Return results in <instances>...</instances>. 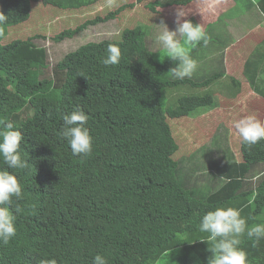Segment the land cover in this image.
Returning <instances> with one entry per match:
<instances>
[{
	"label": "trees",
	"instance_id": "16d2710c",
	"mask_svg": "<svg viewBox=\"0 0 264 264\" xmlns=\"http://www.w3.org/2000/svg\"><path fill=\"white\" fill-rule=\"evenodd\" d=\"M47 1L0 0V12L7 16L0 24V131L7 123L21 131L20 152L28 161L25 169H7L18 178L23 199L9 205L10 211H22L16 216V235L0 244V264H39L51 258L57 264H92L97 253L109 264L161 259L165 264H207L212 243L199 223L217 195L199 190L185 159L173 158L178 145L168 120L209 107L213 98L181 96L166 109L163 98L166 89L206 86L216 76L201 83L171 80L178 61L155 63L139 27L122 30L114 40L81 45L47 76V52L34 44L40 37L1 43L7 28L27 20L32 4ZM82 2L52 4L76 9L95 0ZM133 6L85 20L50 40L72 39ZM110 44L119 47L121 59L105 66ZM77 107L89 116L86 127L93 138L92 153L85 158L73 156L60 135L63 115ZM240 154L242 162L234 166L240 169L237 175H244L264 164V141L241 143ZM6 168L0 157V169ZM229 179L227 185L236 181ZM254 198L258 209L264 207V193ZM260 241L253 254L248 252L249 264L256 258L264 264Z\"/></svg>",
	"mask_w": 264,
	"mask_h": 264
},
{
	"label": "rangeland",
	"instance_id": "374dc122",
	"mask_svg": "<svg viewBox=\"0 0 264 264\" xmlns=\"http://www.w3.org/2000/svg\"><path fill=\"white\" fill-rule=\"evenodd\" d=\"M49 1L50 0L46 3L38 2L32 4L27 20L17 26L7 28L5 35L1 39V43L5 44L14 40H27L35 36L40 37L34 41V44L37 47L44 48L47 52L48 69L45 71L47 76H51L52 67H54L64 57V55L76 50L81 45L100 42L103 40H114L117 39L122 30L135 27L141 28L144 32L143 43L146 50L150 52L152 60L155 63L162 64L169 60V58L165 57L163 61H161L160 54L163 55V49L156 37L161 31V28L159 27L161 20L167 24L169 30H174L176 24L170 18L145 11V8L142 7V2H138L137 0H109L105 3L101 2L102 0H95V2L89 6L83 3L88 0H78L81 2L83 1V6L76 9H66L65 7L62 8L61 6L52 4L57 1L64 3V0ZM256 3L257 2H254L253 5L255 7L248 12V14L252 17L254 16V12L255 15L258 16ZM131 4H134V6L121 12L114 20L89 27L85 31L74 36L72 39H66L60 43H53L50 40V38L63 30L73 28L85 20L93 19L96 16H104L121 6H129ZM231 5L232 4H228L229 10L223 13L221 18L218 20V26L223 28L232 27L241 21L239 16H244V2L240 1L236 3L235 6ZM259 34L263 35L264 38V32H262V30L255 32V35ZM247 35L248 34H245L243 36ZM226 40L228 42H233V37L224 38V42H226ZM217 44L221 45L220 48L212 45L214 48L209 47V49L213 52L220 51L222 44ZM232 51L234 54L240 56L250 53L251 56H256L261 52H264V40L255 43L248 40L245 42L241 41L238 44L234 43L232 45ZM203 70L204 64L203 66L197 64V69L193 73L192 77L185 79L201 83L205 81L204 78H202ZM168 78L171 80H179L173 77L171 71ZM214 83L215 80H213L210 85L202 87H192L191 85L180 84L176 87L166 89L163 98L165 109L173 107L176 104V100L181 96H201L204 94H211L210 92L213 93L214 90L211 89V87ZM252 86L255 88L256 83L252 84ZM204 87L207 88L204 89ZM226 92V100L220 99V107L217 112L214 111L217 109L208 111L206 107L194 110L185 118L168 120L173 137L178 145V151L173 157L175 160H183L184 158L186 160L187 157L194 152L190 160L192 165H200L203 161V167L205 170L208 171L209 169H213L212 162L216 160V155L214 153L215 147L212 144L216 140H220L222 149L229 146L228 150L232 153V155L228 157L229 161L234 162L241 159V141L235 134L231 122L234 119L247 115H255L261 121H264V115L258 112L259 109L256 106L258 102L256 100H252V106H250V108H229L228 106H225V102L232 101L231 95L233 94L231 88H229ZM244 101L249 104L248 100ZM217 134L223 137L226 136V140L219 139L216 137ZM165 262V259H161L156 264H165Z\"/></svg>",
	"mask_w": 264,
	"mask_h": 264
},
{
	"label": "crops",
	"instance_id": "0c3cea01",
	"mask_svg": "<svg viewBox=\"0 0 264 264\" xmlns=\"http://www.w3.org/2000/svg\"><path fill=\"white\" fill-rule=\"evenodd\" d=\"M108 1L102 0L101 2L106 3ZM240 1L244 2L245 9L243 11L244 16H239L241 21L232 27L218 26V20L222 14L229 10L228 4L235 6ZM141 2L145 11L170 18L173 21L175 20V12L182 9L186 13L182 19H188L194 25L201 24L204 27L209 37L208 44L205 46L201 42L191 50V55L197 60V64L201 66L204 64L202 71L204 80L216 76L215 83L211 87L214 91L213 93L209 91L213 103L207 107L208 111L217 109L214 110L217 112L220 107V99L226 100V91L231 88L232 101L225 102V106L250 108L252 100H256L258 112L264 115V52L256 56H251V53L240 56L232 51L234 43L238 44L246 40L255 43L264 40L263 35H255L258 30L264 32V14H262L264 12L262 9L264 0H142ZM254 2H257L258 16L254 12L252 17L248 12L255 7ZM209 5L212 7L209 8ZM245 34L248 35L243 36ZM230 37H233V42L227 40L224 42V38ZM217 43L222 44L220 51L213 52L209 49V47L214 48L212 45L220 48L221 45ZM184 80L197 83L190 79ZM255 83L256 86L253 88L252 84ZM197 87L202 86L198 85ZM206 88L204 87V89ZM244 100H248L250 105ZM216 137L226 140V136L217 134ZM212 145L215 147L214 153L216 155V160L212 162L213 169L208 171L203 169V161L200 165H192L190 157L193 156L194 152L185 160L190 179L192 181L197 180L200 187L198 189L202 190L201 187H205V194L215 193L217 195L215 203L208 208V211L220 206H231L241 210V216L246 219L250 227L256 224H264V208H257L256 210L254 198L258 193H264V164L254 165L244 175H237V171L240 172V169L237 170L234 163L240 164L242 162L241 154L239 161H229L228 157L232 155L228 150L229 146L222 149L220 140H216ZM229 178L236 181L227 185L231 180ZM260 240L264 241V238ZM260 240L259 242H261ZM256 243L254 238H248L244 235L241 237L239 246L248 256V252L251 254L255 252ZM260 261L263 260L256 258L255 264H260Z\"/></svg>",
	"mask_w": 264,
	"mask_h": 264
},
{
	"label": "clouds",
	"instance_id": "9594fccd",
	"mask_svg": "<svg viewBox=\"0 0 264 264\" xmlns=\"http://www.w3.org/2000/svg\"><path fill=\"white\" fill-rule=\"evenodd\" d=\"M174 15L175 29L169 30L167 24L161 20V31L156 39L163 49V55L160 54L161 61L165 57L178 61L177 66L170 71L174 78L183 80L191 78L197 69L198 62L192 57L191 50L201 42L206 46L209 37L201 24L194 25L192 21L182 19L186 16L182 9L177 10ZM6 21L7 16L0 12V24ZM107 53L102 61L105 66L120 63L121 51L118 46L110 44ZM62 119L60 135L67 140L72 155L88 157L93 149V138L86 127L89 116L77 107L63 115ZM231 123L241 143L251 146L264 141V121L257 116L247 115L234 119ZM4 128L6 130L0 131V157L7 168L0 169V244L7 245L16 235V216L22 211L19 207L10 211L9 205L13 208L14 200L23 199L18 178L7 169H25L28 161L22 158L20 152L24 139L21 131L15 130L11 123L4 124ZM199 230L208 233V240L212 243L207 264H248L247 253L239 247L241 237L246 235L254 238L257 243L264 238V224L250 227L241 216V210L231 206H220L207 211L200 219ZM39 264H57V260L41 259ZM92 264H109V260L97 253L92 258Z\"/></svg>",
	"mask_w": 264,
	"mask_h": 264
}]
</instances>
